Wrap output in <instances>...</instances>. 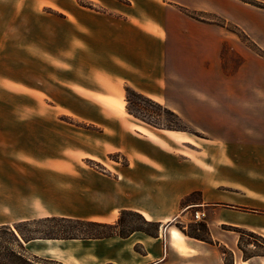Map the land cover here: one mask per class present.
Segmentation results:
<instances>
[{
    "label": "crops",
    "instance_id": "obj_1",
    "mask_svg": "<svg viewBox=\"0 0 264 264\" xmlns=\"http://www.w3.org/2000/svg\"><path fill=\"white\" fill-rule=\"evenodd\" d=\"M183 8L225 18L264 51V9L241 0H0V72L31 71V84L15 85L19 100L27 90L69 113L32 114L29 127L26 114H0V227L116 224L128 212L156 225L32 240L35 264H264L244 244L264 240V57ZM126 88L193 132L140 122ZM198 223L214 243L181 229Z\"/></svg>",
    "mask_w": 264,
    "mask_h": 264
},
{
    "label": "rangeland",
    "instance_id": "obj_2",
    "mask_svg": "<svg viewBox=\"0 0 264 264\" xmlns=\"http://www.w3.org/2000/svg\"><path fill=\"white\" fill-rule=\"evenodd\" d=\"M260 1V0H257ZM84 5L88 7L91 6L90 3L82 2ZM254 51V50H253ZM8 80V95L7 102L0 103V114H26L25 123L26 127L33 126L32 114H69L64 111V109L60 108L56 104L49 102H33L31 93L29 91L24 90L25 100L20 101V97H17L16 83L17 81H24L26 84H31L32 72H22L16 70L2 71L0 72V84L2 80ZM131 104H129V109L133 114L138 116V120L142 123L147 124L145 121H151L154 124H157L160 127L166 128L167 126H176L178 125V121L165 112L158 105L150 103L149 101L138 98L135 96H130ZM127 102L125 101V106ZM127 111V110H126ZM129 114V113H128ZM59 120L63 124H72L78 127H83L84 125L80 122L67 117L62 116ZM42 121H47L42 119ZM149 125V124H147ZM151 126V125H150ZM153 127V126H152ZM188 129L193 132V129L188 126ZM111 159H119V155L114 154L110 156ZM81 227V226H80ZM79 225L73 223H65V222H46V223H38L35 226H32L30 229H37L41 232L40 236H43L45 232H51L56 236L66 235L69 236H81L82 233L79 231L81 228ZM76 228H80L79 230ZM134 229H145L151 233L156 231V225L154 224H146L143 218L136 213H125L122 216L121 226L118 227L117 232L128 234L130 231ZM82 232H85V227L82 226ZM98 231H107L106 229H98ZM189 233H197L199 235H204L205 230L201 228L197 224H190L187 228ZM65 233V234H63ZM8 237H6L7 239ZM9 246L7 243H5ZM244 244L247 247L249 253H261L264 254V240L257 235L247 234L244 237ZM42 264H49L48 262H44Z\"/></svg>",
    "mask_w": 264,
    "mask_h": 264
},
{
    "label": "trees",
    "instance_id": "obj_3",
    "mask_svg": "<svg viewBox=\"0 0 264 264\" xmlns=\"http://www.w3.org/2000/svg\"><path fill=\"white\" fill-rule=\"evenodd\" d=\"M241 1L250 4L252 6H255L257 8L264 9L263 1H257V0H241ZM182 11L192 18H195L200 21L210 22L227 29L228 31L237 35L249 48L254 50L258 55L264 57V51L238 25L214 13L192 11L186 8H183ZM131 95L145 99L150 103L158 105L165 112H167L169 115L174 117L179 123L176 126H167L166 128L160 127L157 124L152 123L151 121H145L147 124L159 129L191 132V130L188 129V125L183 121V119L177 113L151 100L150 98L136 92L131 88H126V95H125V101L127 102L126 110L133 117L138 118L136 114H133L130 111L128 106L132 102L130 98ZM56 221L73 223L79 225V227L81 226L80 227L81 229L82 226L85 227L86 230H84L85 232H82L80 228H76L78 230L80 229L79 231H81L82 235L67 237L66 235L56 236L51 232H45L43 233V236H40L41 232L39 230L30 229L32 226H35L38 223L56 222ZM121 223H122V217H120L118 223L116 224H106L101 222L86 221V220L72 219V218L49 217L40 220L24 221L16 224L14 228L10 226H2L0 227V264H35V262H38V258L30 255L27 252L24 244L36 239H99V238L111 237L114 235L125 236L127 234L117 232V229L121 225ZM197 225H199L201 228L205 230L204 235H199L197 233H189L187 230H184L181 227L180 228L182 229V231H184L186 234H188L191 237L206 241L208 243H214L209 234L206 224L198 223ZM98 229H103V230L106 229L107 231L100 232L98 231ZM6 237L8 238L6 239ZM5 243H7L9 246H7Z\"/></svg>",
    "mask_w": 264,
    "mask_h": 264
},
{
    "label": "built area",
    "instance_id": "obj_4",
    "mask_svg": "<svg viewBox=\"0 0 264 264\" xmlns=\"http://www.w3.org/2000/svg\"><path fill=\"white\" fill-rule=\"evenodd\" d=\"M195 218L196 220H201L198 214L195 215Z\"/></svg>",
    "mask_w": 264,
    "mask_h": 264
}]
</instances>
